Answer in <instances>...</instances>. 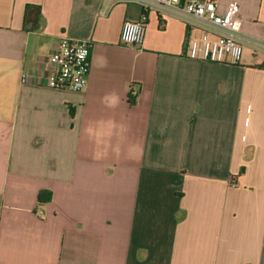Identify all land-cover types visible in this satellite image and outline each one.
Returning <instances> with one entry per match:
<instances>
[{
	"label": "crops",
	"instance_id": "1",
	"mask_svg": "<svg viewBox=\"0 0 264 264\" xmlns=\"http://www.w3.org/2000/svg\"><path fill=\"white\" fill-rule=\"evenodd\" d=\"M231 4L264 41V0ZM142 14L0 0V264H264V53L190 59L156 12L143 46L122 43ZM62 35L91 44L79 92L47 86Z\"/></svg>",
	"mask_w": 264,
	"mask_h": 264
},
{
	"label": "built area",
	"instance_id": "2",
	"mask_svg": "<svg viewBox=\"0 0 264 264\" xmlns=\"http://www.w3.org/2000/svg\"><path fill=\"white\" fill-rule=\"evenodd\" d=\"M139 5L143 20H126L122 27L121 42L143 46L147 35V20L152 12L171 15L180 19L186 27L185 54L193 60L220 64H239L244 47L250 45L256 52L264 53V41L250 38L241 31V11L231 4L220 12L217 0H121ZM91 44L86 40H74L62 35L54 52L47 57L52 89L79 92L86 88L90 74ZM30 81L22 76V83ZM136 96V92L132 91Z\"/></svg>",
	"mask_w": 264,
	"mask_h": 264
},
{
	"label": "trees",
	"instance_id": "3",
	"mask_svg": "<svg viewBox=\"0 0 264 264\" xmlns=\"http://www.w3.org/2000/svg\"><path fill=\"white\" fill-rule=\"evenodd\" d=\"M260 68H264V65L260 66ZM39 201H40V203L43 202V201L41 200V194H40V196H39ZM41 201H42V202H41Z\"/></svg>",
	"mask_w": 264,
	"mask_h": 264
},
{
	"label": "water",
	"instance_id": "4",
	"mask_svg": "<svg viewBox=\"0 0 264 264\" xmlns=\"http://www.w3.org/2000/svg\"><path fill=\"white\" fill-rule=\"evenodd\" d=\"M32 13H33V10L30 11L29 18H34V16L32 15Z\"/></svg>",
	"mask_w": 264,
	"mask_h": 264
}]
</instances>
